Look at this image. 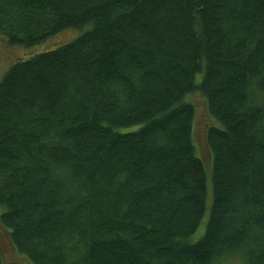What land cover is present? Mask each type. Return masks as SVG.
I'll use <instances>...</instances> for the list:
<instances>
[{"label": "trees", "instance_id": "obj_1", "mask_svg": "<svg viewBox=\"0 0 264 264\" xmlns=\"http://www.w3.org/2000/svg\"><path fill=\"white\" fill-rule=\"evenodd\" d=\"M72 28L0 79V264H264V0H0L9 46Z\"/></svg>", "mask_w": 264, "mask_h": 264}, {"label": "rangeland", "instance_id": "obj_2", "mask_svg": "<svg viewBox=\"0 0 264 264\" xmlns=\"http://www.w3.org/2000/svg\"><path fill=\"white\" fill-rule=\"evenodd\" d=\"M82 31L83 30L72 28L57 34V36L53 37L48 42H42L41 44L30 47L28 49L19 46H9L5 38L0 36V79L7 71V69L10 67V65L17 59L21 57L25 58L35 53L56 48L62 44L71 41L76 36L80 35ZM188 99L195 106L193 137L196 146V151L199 157H201L206 162L207 171H208L210 166V154L207 150V147L205 146L204 133L209 126L216 125V122L209 115L207 111L205 99L199 93L195 92L190 94L188 96ZM211 201H212V189H211L210 178L208 176L205 214L195 233H193L189 237V241L195 242L203 235L205 231V224L207 220L208 210L211 205ZM0 211H2V208H0ZM2 244L4 248H6V252L4 253V257H3L5 264H31L24 256L17 254L12 249V247L8 245L7 241L2 242ZM219 264H244V263L238 256H233L227 260L222 261Z\"/></svg>", "mask_w": 264, "mask_h": 264}]
</instances>
